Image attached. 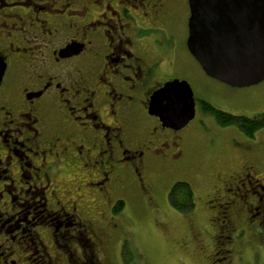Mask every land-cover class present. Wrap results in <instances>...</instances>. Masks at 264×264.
<instances>
[{
	"label": "flooded vegetation",
	"instance_id": "obj_1",
	"mask_svg": "<svg viewBox=\"0 0 264 264\" xmlns=\"http://www.w3.org/2000/svg\"><path fill=\"white\" fill-rule=\"evenodd\" d=\"M184 1L0 0V264H103L93 251L104 228L98 202L125 208L133 186L150 188L156 164L186 162L184 130L149 115L154 92L181 81L158 80L154 51L188 26ZM72 44L80 54L63 58ZM256 151L231 178L232 197L215 193L207 204L217 206L213 238L222 247L235 201L264 165ZM257 193L264 197V182ZM245 209L256 211L247 201ZM217 249L214 262L230 253Z\"/></svg>",
	"mask_w": 264,
	"mask_h": 264
},
{
	"label": "rangeland",
	"instance_id": "obj_2",
	"mask_svg": "<svg viewBox=\"0 0 264 264\" xmlns=\"http://www.w3.org/2000/svg\"><path fill=\"white\" fill-rule=\"evenodd\" d=\"M179 1L185 2L168 0V3L174 5ZM187 28V21L178 30L174 27L178 42L174 44L171 39L159 38L165 48L154 51L157 62L162 60L154 69L158 80L178 78L186 81L194 92L198 114L190 128L183 131L187 143L186 162L167 166L156 164L146 175L150 177V188L139 191L133 186L125 192L127 194L122 197L127 204L119 214L109 212L114 201L109 206L104 204L105 199L98 202L104 228L99 236L100 247L95 244L93 251H97L95 256L100 263L264 264V197L257 193L264 182V165L258 166L253 185L244 189L252 187L250 193L243 198V191L240 195L244 200L237 199L233 205L234 232L230 242L223 241L224 247L213 238L218 232L212 227L216 216L211 210L215 212L217 206L212 203L210 209L207 208L215 193L232 197L225 191L231 178L242 174L245 161L252 155L247 151L257 148L254 152L257 157L264 156V129L254 139H249L236 127H222L200 108L207 102L226 114L256 118L264 113V82L234 89L208 77L186 47ZM41 39L39 37L38 42ZM177 182L189 183L196 190L195 209L188 215L171 207L169 195ZM231 187L238 192L234 184ZM114 198L118 199L116 195ZM246 201L255 205V212L246 211ZM257 201H260L259 205ZM219 221L223 224L222 219ZM216 247L217 251L224 248L230 253L225 259L218 257L214 262Z\"/></svg>",
	"mask_w": 264,
	"mask_h": 264
},
{
	"label": "water",
	"instance_id": "obj_3",
	"mask_svg": "<svg viewBox=\"0 0 264 264\" xmlns=\"http://www.w3.org/2000/svg\"><path fill=\"white\" fill-rule=\"evenodd\" d=\"M187 48L211 79L234 89L264 82V0H188ZM72 44L63 58L79 55ZM149 115L164 128L181 132L196 116L194 92L186 81L173 80L151 97Z\"/></svg>",
	"mask_w": 264,
	"mask_h": 264
},
{
	"label": "trees",
	"instance_id": "obj_4",
	"mask_svg": "<svg viewBox=\"0 0 264 264\" xmlns=\"http://www.w3.org/2000/svg\"><path fill=\"white\" fill-rule=\"evenodd\" d=\"M202 112L208 113L214 118L216 123H219L224 128L230 126L236 127L240 133L244 134L247 138L254 139L257 133L264 129V113L256 118H247L243 116H234L226 114L215 109L212 105L205 102L202 104ZM169 196V201L171 207L177 212L179 211L182 214L188 215V213L193 212L195 209V194L194 190L188 183L177 182L176 185L171 189ZM121 203L114 209V214H119L123 211V205Z\"/></svg>",
	"mask_w": 264,
	"mask_h": 264
}]
</instances>
